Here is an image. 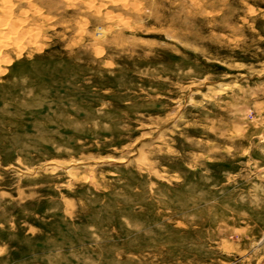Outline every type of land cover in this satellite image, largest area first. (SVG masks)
Listing matches in <instances>:
<instances>
[{
  "label": "rangeland",
  "instance_id": "1",
  "mask_svg": "<svg viewBox=\"0 0 264 264\" xmlns=\"http://www.w3.org/2000/svg\"><path fill=\"white\" fill-rule=\"evenodd\" d=\"M0 23V264H264V0Z\"/></svg>",
  "mask_w": 264,
  "mask_h": 264
},
{
  "label": "bare ground",
  "instance_id": "2",
  "mask_svg": "<svg viewBox=\"0 0 264 264\" xmlns=\"http://www.w3.org/2000/svg\"><path fill=\"white\" fill-rule=\"evenodd\" d=\"M1 24V23H0ZM1 30V29H0Z\"/></svg>",
  "mask_w": 264,
  "mask_h": 264
}]
</instances>
